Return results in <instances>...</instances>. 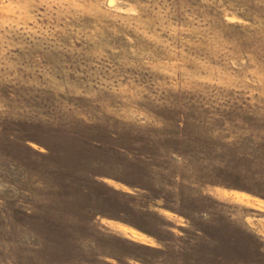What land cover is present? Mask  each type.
I'll list each match as a JSON object with an SVG mask.
<instances>
[{"label": "rangeland", "instance_id": "rangeland-1", "mask_svg": "<svg viewBox=\"0 0 264 264\" xmlns=\"http://www.w3.org/2000/svg\"><path fill=\"white\" fill-rule=\"evenodd\" d=\"M0 264H264V0H0Z\"/></svg>", "mask_w": 264, "mask_h": 264}]
</instances>
